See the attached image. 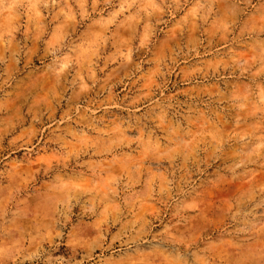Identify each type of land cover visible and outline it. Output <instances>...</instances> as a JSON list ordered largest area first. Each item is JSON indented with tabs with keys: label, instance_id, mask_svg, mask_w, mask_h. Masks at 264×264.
I'll use <instances>...</instances> for the list:
<instances>
[{
	"label": "clouds",
	"instance_id": "obj_1",
	"mask_svg": "<svg viewBox=\"0 0 264 264\" xmlns=\"http://www.w3.org/2000/svg\"><path fill=\"white\" fill-rule=\"evenodd\" d=\"M0 264H264V0H0Z\"/></svg>",
	"mask_w": 264,
	"mask_h": 264
}]
</instances>
